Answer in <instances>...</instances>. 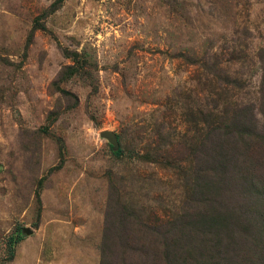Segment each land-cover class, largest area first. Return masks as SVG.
Returning <instances> with one entry per match:
<instances>
[{"label":"rangeland","instance_id":"obj_1","mask_svg":"<svg viewBox=\"0 0 264 264\" xmlns=\"http://www.w3.org/2000/svg\"><path fill=\"white\" fill-rule=\"evenodd\" d=\"M0 264H264V0H0Z\"/></svg>","mask_w":264,"mask_h":264},{"label":"water","instance_id":"obj_2","mask_svg":"<svg viewBox=\"0 0 264 264\" xmlns=\"http://www.w3.org/2000/svg\"><path fill=\"white\" fill-rule=\"evenodd\" d=\"M104 135H106V136H109V137H111V134L110 133H108V132H105V133H103Z\"/></svg>","mask_w":264,"mask_h":264},{"label":"trees","instance_id":"obj_3","mask_svg":"<svg viewBox=\"0 0 264 264\" xmlns=\"http://www.w3.org/2000/svg\"><path fill=\"white\" fill-rule=\"evenodd\" d=\"M201 173H205V172H202V170H201Z\"/></svg>","mask_w":264,"mask_h":264}]
</instances>
